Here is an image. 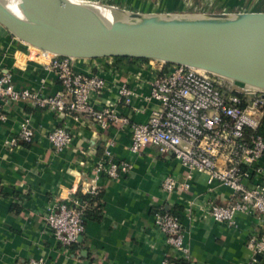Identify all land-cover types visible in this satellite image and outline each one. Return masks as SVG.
Here are the masks:
<instances>
[{
  "label": "crops",
  "instance_id": "0c3cea01",
  "mask_svg": "<svg viewBox=\"0 0 264 264\" xmlns=\"http://www.w3.org/2000/svg\"><path fill=\"white\" fill-rule=\"evenodd\" d=\"M30 50L0 26V72L9 71L17 88L54 94L60 88L56 74L47 67V59L34 57ZM74 69L98 74L106 81V88L94 99L96 108L112 104L119 114L143 122L157 106L142 96L148 95L146 83L161 69L158 62L129 57L77 58ZM123 85L136 92L130 105L118 96ZM24 118L33 128V142L9 145ZM60 125L71 132L72 140L56 151L45 135ZM129 144V133L119 124L103 129L92 120L71 116L61 120L29 102L15 103L11 115L0 121V264L39 257L48 264H162L167 259L178 264L175 251L153 223V214L160 208L179 214L189 247L188 257L182 259L186 264H241L249 260L247 241L251 235L264 236V217L241 214L236 229L202 217L198 207L208 195L206 174H192L189 194H166L160 186L162 177L172 174L181 179L185 168L154 146L133 153ZM105 148L116 158L129 161L132 168L115 180L104 175L97 179L101 195L87 202L85 232L78 243L63 248L51 236L43 215L47 207L78 192L94 178L95 162ZM230 194L222 185H215L211 192L217 200ZM183 198L195 202L190 219L184 213ZM256 258L264 264V254Z\"/></svg>",
  "mask_w": 264,
  "mask_h": 264
},
{
  "label": "built area",
  "instance_id": "2783aa9c",
  "mask_svg": "<svg viewBox=\"0 0 264 264\" xmlns=\"http://www.w3.org/2000/svg\"><path fill=\"white\" fill-rule=\"evenodd\" d=\"M31 47L34 57L47 59V67L57 76L60 88L51 95H41L29 88H17L12 75L0 72V121L12 113L19 101L33 108L48 110L63 120L67 116L87 119L107 129L119 124L127 129L129 150L138 153L154 146L161 154H170L185 174L181 179L165 174L161 190L166 194H189L193 173L206 174L208 195L199 205L200 215L236 229L238 216L264 217V90L238 85L233 81L193 67L160 62L161 69L150 81L145 101L156 103L147 119L136 122L129 115L119 114L112 104L96 108L94 99L105 88L106 81L98 74H86L74 69L75 58L58 56ZM136 92L123 85L119 98L130 105ZM56 151L63 150L72 140L71 132L63 125L45 135ZM34 131L24 118L9 145L32 143ZM132 164L116 158L105 148L94 165V178L78 192L95 195L101 175L115 180L127 174ZM215 185L231 190L230 197L217 200L211 192ZM187 218L194 215L195 202L183 198ZM87 201L71 193L66 199L47 207L43 221L51 236L63 248L78 243L85 232L84 212ZM155 228L175 251L177 259L187 258L189 247L184 241L185 228L179 216L160 208L153 214ZM251 255L241 264H259L257 256L264 254V236L251 235L246 244ZM19 264H48L43 258H29ZM162 264H170L169 260Z\"/></svg>",
  "mask_w": 264,
  "mask_h": 264
},
{
  "label": "water",
  "instance_id": "95a60500",
  "mask_svg": "<svg viewBox=\"0 0 264 264\" xmlns=\"http://www.w3.org/2000/svg\"><path fill=\"white\" fill-rule=\"evenodd\" d=\"M15 1L18 13L0 0V24L39 50L180 64L264 90V9L140 12L100 4L114 13L108 21L88 1Z\"/></svg>",
  "mask_w": 264,
  "mask_h": 264
},
{
  "label": "rangeland",
  "instance_id": "374dc122",
  "mask_svg": "<svg viewBox=\"0 0 264 264\" xmlns=\"http://www.w3.org/2000/svg\"><path fill=\"white\" fill-rule=\"evenodd\" d=\"M82 1L97 2L99 4L96 3L94 4L103 8H108V7H105L100 4L118 7V8H124L126 10H138L140 12H164L167 10H178L177 8H179L180 6L183 7V10H186L185 12H195V13L254 11V10L264 9V0H82ZM172 7H176V8L172 9ZM0 26L2 25L0 24ZM24 44L25 46L31 48L29 44L26 43ZM155 62L160 63L159 61H155Z\"/></svg>",
  "mask_w": 264,
  "mask_h": 264
},
{
  "label": "bare ground",
  "instance_id": "6f19581e",
  "mask_svg": "<svg viewBox=\"0 0 264 264\" xmlns=\"http://www.w3.org/2000/svg\"><path fill=\"white\" fill-rule=\"evenodd\" d=\"M3 3L6 4L7 8H9L11 11L18 13V6L17 2L15 0H1ZM76 1V0H73ZM78 2V1H76ZM86 5L93 7L94 9L98 10L100 14L105 18L106 20L110 21L114 18V13L109 8H103L95 5L94 3L84 2Z\"/></svg>",
  "mask_w": 264,
  "mask_h": 264
},
{
  "label": "trees",
  "instance_id": "16d2710c",
  "mask_svg": "<svg viewBox=\"0 0 264 264\" xmlns=\"http://www.w3.org/2000/svg\"><path fill=\"white\" fill-rule=\"evenodd\" d=\"M116 58H125V57H116ZM132 59H135V58H132ZM137 60H144V61H147V60H149V59L139 58V59H137ZM77 195H79V196H81L82 198H84L88 203H92L93 201H95L96 199H98V198L100 197V195H101V190H100V188H99V191H98L97 194H95V195H91V194H81L80 192H77ZM86 210H87V209H85L84 216H85V214H86ZM169 212H170V211H169ZM171 213H172V212H171ZM172 214H174V215H176V216H179V214H176V213H172ZM175 262H177L178 264H186L185 262H183L182 259H179V260H177V261H175Z\"/></svg>",
  "mask_w": 264,
  "mask_h": 264
}]
</instances>
